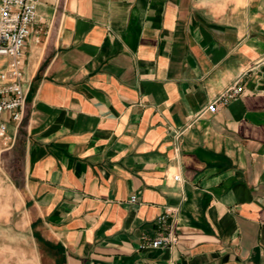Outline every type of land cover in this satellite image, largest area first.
I'll return each mask as SVG.
<instances>
[{
	"label": "crops",
	"instance_id": "crops-1",
	"mask_svg": "<svg viewBox=\"0 0 264 264\" xmlns=\"http://www.w3.org/2000/svg\"><path fill=\"white\" fill-rule=\"evenodd\" d=\"M35 12L22 119L0 115V264H264V0ZM167 207L175 241L141 247Z\"/></svg>",
	"mask_w": 264,
	"mask_h": 264
},
{
	"label": "built area",
	"instance_id": "built-area-1",
	"mask_svg": "<svg viewBox=\"0 0 264 264\" xmlns=\"http://www.w3.org/2000/svg\"><path fill=\"white\" fill-rule=\"evenodd\" d=\"M38 0H0V57L5 61L0 65V115L9 114L19 122L25 106L23 88V46L35 20V8ZM264 64V57L260 60ZM243 91L239 78L211 98L203 111L216 112L220 106L228 104ZM7 125L0 119V139H7ZM178 179V176H175ZM135 200L134 196L130 198ZM173 209L170 207L157 217L158 234L149 242H142L141 247L157 248L175 241L173 234Z\"/></svg>",
	"mask_w": 264,
	"mask_h": 264
},
{
	"label": "rangeland",
	"instance_id": "rangeland-1",
	"mask_svg": "<svg viewBox=\"0 0 264 264\" xmlns=\"http://www.w3.org/2000/svg\"><path fill=\"white\" fill-rule=\"evenodd\" d=\"M2 61H3V60L0 59V65L3 64ZM7 132H8V130H6V133H7ZM2 165H4V164H2ZM0 210H1V212H2V216L7 217V215H8L7 211H8V210H6L5 208H3L2 206L0 207Z\"/></svg>",
	"mask_w": 264,
	"mask_h": 264
}]
</instances>
